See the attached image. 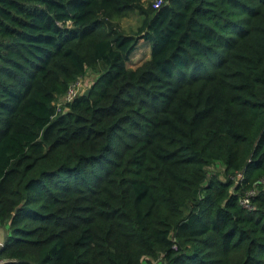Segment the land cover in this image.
Here are the masks:
<instances>
[{"label":"trees","instance_id":"1","mask_svg":"<svg viewBox=\"0 0 264 264\" xmlns=\"http://www.w3.org/2000/svg\"><path fill=\"white\" fill-rule=\"evenodd\" d=\"M156 1L0 0V264H264V0Z\"/></svg>","mask_w":264,"mask_h":264},{"label":"rangeland","instance_id":"2","mask_svg":"<svg viewBox=\"0 0 264 264\" xmlns=\"http://www.w3.org/2000/svg\"><path fill=\"white\" fill-rule=\"evenodd\" d=\"M138 16L139 15H130V16H127L121 19L122 25L126 28V30L129 33H131V29H136L139 23ZM150 49H151V44L148 41L146 40L144 41L143 39H141L139 41L138 48L135 50V52L132 55L131 60L129 61L130 62L129 65L136 66L139 63H141L143 60L148 58L150 56ZM95 76H96L95 73L88 72L87 77L81 78V87L79 89L80 90L79 94L87 89V85L89 81L95 79ZM211 167L215 169L214 166H211ZM3 228L0 226V237L2 236V238L0 239H4V236H5L6 229L5 228L3 229Z\"/></svg>","mask_w":264,"mask_h":264},{"label":"built area","instance_id":"3","mask_svg":"<svg viewBox=\"0 0 264 264\" xmlns=\"http://www.w3.org/2000/svg\"><path fill=\"white\" fill-rule=\"evenodd\" d=\"M161 3V0H157L155 5L156 6H159V4ZM81 87V78L78 79L76 82H74L70 87H69V90L68 92L66 93V95L62 98V99H58L56 101V104L58 106V109L61 110L62 109V104L65 102V101H69V100H72L73 98H75L78 94H79V89ZM243 203L245 206L247 207H253V204L250 200V196H246L244 199H243Z\"/></svg>","mask_w":264,"mask_h":264},{"label":"water","instance_id":"4","mask_svg":"<svg viewBox=\"0 0 264 264\" xmlns=\"http://www.w3.org/2000/svg\"><path fill=\"white\" fill-rule=\"evenodd\" d=\"M90 88H91V87H88V88L85 90V92H84V93H85L86 95H88V94H89Z\"/></svg>","mask_w":264,"mask_h":264}]
</instances>
